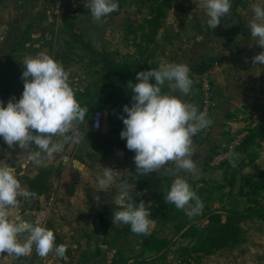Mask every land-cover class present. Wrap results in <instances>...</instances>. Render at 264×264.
<instances>
[{
	"label": "crops",
	"instance_id": "1",
	"mask_svg": "<svg viewBox=\"0 0 264 264\" xmlns=\"http://www.w3.org/2000/svg\"><path fill=\"white\" fill-rule=\"evenodd\" d=\"M1 7L3 4L0 5V10ZM198 13L199 11L195 14L196 17L202 13L204 17H207L206 10ZM9 18L10 14L8 15V25L3 28H6L9 33L19 32L21 29L17 28L19 27L17 25L19 18ZM34 26L35 23L29 24L24 31L31 33ZM222 27L223 24H220L214 29L208 23L198 19L187 29L181 28L177 40L171 43L156 42L154 44L155 57L152 59L129 56L111 57L118 66L115 69L109 68L107 87L103 88L102 84H98L94 88L97 90L96 94L102 93L115 99V105L111 107L109 112L110 119L107 132L110 144L109 152L100 151L98 146L100 137L104 136V125L101 131H95L92 129V122L88 129L80 128V126L75 128L76 131H74L69 142L65 144L64 150L50 158L45 157L38 165L29 161L27 154L30 150L21 149L18 146L9 147L3 138H0V165L7 164L14 167L18 179L26 176L35 177L40 169L53 165L62 168L61 175L53 180V191L49 196L44 195L34 200L19 199L21 204L19 209L22 211H20L18 220L23 218L36 224L39 218L45 216L46 225H49V229L54 232L55 244H64L67 251L63 258L58 257L55 253H49L47 257L41 258L33 249L29 255L21 257L25 264H102L105 254L99 255V250L103 253L113 249L117 250L116 247H113L116 245L103 244V242L104 239L110 242L111 237L115 235V230L122 228V223L113 224L114 230H110L107 235H104L99 230L97 210L103 207H115L116 211L119 210L115 203V197L124 180H127L130 194L137 191L136 184L130 180L131 174L128 164L132 160V156L126 154V139L120 137L124 125L119 117L121 115L126 116V113H123L121 103L125 102V105L131 106L130 97L132 94L131 89H127L129 81L126 80L128 79L122 81L121 78L149 70L148 67L144 66L139 71L138 65L142 66L147 63L153 67L152 69H157L161 63L187 64L191 70L190 78L194 81L190 93L184 95L178 90H172L168 88L167 82L162 91L195 104L199 111L201 87L198 85L199 76L195 69L205 60H213L212 67L205 73L210 77L213 85L211 91L212 109L208 117L212 120V124L199 134L194 145L195 153L192 157L199 172L196 176L185 171L179 172L178 175L185 178L197 194L204 189L213 187L216 190L222 189L224 193L230 192L231 189L227 181L232 169L227 166H211L213 152L217 146L227 144L238 136L247 134L248 124L251 122V110L257 109L264 112V92H262L264 89V71L262 72L264 65L252 63V58L259 54V51L255 50L252 53V58H249L251 55L245 54L244 51L238 54L239 52L223 44L222 34L224 30ZM4 29L1 31H6ZM75 30L84 33V30L79 26ZM113 32L117 33L118 31L114 30ZM109 33L111 32L109 31ZM186 33L188 40L185 39ZM93 44L98 49H107L108 47L109 50L120 48L125 50L130 48L129 46L133 42L124 43L108 38L103 44L96 42ZM168 47L172 49L171 54L166 51L169 49ZM158 48L161 51H157ZM9 49L0 47V66H2L0 79H4L10 73L9 70H6L7 66L15 64L14 44ZM251 49L250 51H252ZM23 52L29 56L43 52L57 60L56 46L52 47L45 42L34 40L27 42L22 46V51L20 50V53ZM132 82L134 83V81ZM150 82L154 83V80ZM12 97L18 100L21 95H16L13 91L0 87V101L4 102L5 107ZM84 133L85 135H83ZM32 148L35 149V145H32ZM83 149H87V152L81 154ZM249 153L256 154L255 161L251 163L248 159ZM249 153H240L244 157L240 164L245 162L247 165L241 167L242 169L237 168L235 170L243 174H258L264 171V145L255 147ZM104 167H111L117 172L113 184L101 189L97 177L102 176ZM167 168H174V163L169 162L158 173L164 174ZM165 176L169 178V182L163 186V192L167 196L176 177L171 174ZM22 188L27 189V186ZM96 197L99 199L97 200ZM34 204L39 205L40 209L29 210ZM151 205V202L146 204L148 207ZM152 221L159 224L156 219ZM125 236L130 241L133 238V233Z\"/></svg>",
	"mask_w": 264,
	"mask_h": 264
},
{
	"label": "clouds",
	"instance_id": "2",
	"mask_svg": "<svg viewBox=\"0 0 264 264\" xmlns=\"http://www.w3.org/2000/svg\"><path fill=\"white\" fill-rule=\"evenodd\" d=\"M203 6L209 18L208 25L216 29L221 19L229 15L233 3L232 0H203ZM84 7L90 9L91 19L97 24L104 23L113 12L119 11L118 0H90ZM251 9L254 13L249 24L251 36L264 49V6L252 4ZM252 63L264 65V51L254 56ZM21 64L24 84L21 97L18 100L10 98L6 107L0 101V138L9 147L30 150L29 161L38 165L45 157L50 158L64 150L73 129L85 122L89 108L82 107L77 101L70 73L52 56L41 52L24 57ZM190 71L187 64L161 63L157 69L138 72V82L130 80L127 84V89L132 91L131 106L124 105L126 116L119 118L124 125L120 137L126 139L127 149L135 153L136 175L159 172L173 162L174 168L164 171L165 175L176 177L165 203L174 204L192 218L202 213L203 202L178 173L198 174L199 169L192 159L195 153L193 137L207 129L212 120L205 112L198 111L195 104L162 91L167 82L168 88L188 95L194 84ZM152 80L154 83L150 82ZM116 172L111 167H104L102 176L97 177L99 187H110ZM18 197L36 199L37 193L22 188L14 167L0 165V255L6 253L20 258L29 255L34 248L41 258L49 253L63 258L66 246L55 244L53 230L34 225L27 219L11 218L21 207ZM115 203L119 210L112 213L113 224L130 225L135 234L149 233L153 223L149 219L151 212L143 200L139 204L133 201L127 180L120 184Z\"/></svg>",
	"mask_w": 264,
	"mask_h": 264
},
{
	"label": "rangeland",
	"instance_id": "3",
	"mask_svg": "<svg viewBox=\"0 0 264 264\" xmlns=\"http://www.w3.org/2000/svg\"><path fill=\"white\" fill-rule=\"evenodd\" d=\"M161 1H165L163 5L165 15L162 19L163 25L158 32L156 42L171 43L178 39V33L181 28L185 27L187 29L189 25L194 24L195 20L197 21L198 19L205 23L209 19L204 17L203 13L199 17L195 16L197 11L201 13L206 10L203 6V0H159V3ZM89 2L90 0H7L0 10V47L9 49L15 41H20L28 36L34 38V41L45 42L47 45L56 46L59 49L68 39V35L79 26L84 30V33H82L84 38L95 49L98 48L94 46V42L103 44L108 38L124 43L133 42L129 46L130 48L125 50H122V48L109 50L108 47L107 49H100L104 53L110 54L111 57H142L146 50L144 41L147 39V18L150 17V11L143 7L138 0H118L119 11L113 12L105 19L104 23L97 24L91 19L90 9L84 7ZM232 3L233 7L229 15L224 18L225 20L222 19L221 22L224 30L222 42L229 48L239 52L238 54L244 51L245 54L251 55L249 58H252V53L255 50L262 52L264 49L256 44V39L251 36L249 24L254 17L251 5L260 4L264 6V0H232ZM9 14V19L19 18V22H17V25H19L17 28H21L19 32L9 33L6 28H3L8 25ZM31 23H35L34 29L30 34H26L24 30ZM2 29L6 31H1ZM114 30L118 32H113ZM185 39L188 40L187 33L185 34ZM168 48L166 51L171 54L172 49L171 47ZM250 48H252V51H250ZM157 51H161V49L158 48ZM77 54V62L68 70L75 97L82 90L91 93L95 100L101 99L105 95L102 93L96 94L97 90L94 88L98 84H102L103 88L107 87V72L102 64L93 63L100 59L102 55L98 57L83 48H80ZM26 56L29 55L25 54V52L20 53V51H17L14 57L15 64L5 77L10 80L17 78L21 80L23 72L21 61ZM82 57L92 58L93 62L91 63L88 59H82ZM0 76L2 77V75ZM262 92H264V89H262ZM78 102L84 107L85 101L83 98L79 99ZM104 113L105 132L104 136L100 137L98 146L100 151L107 153L110 151L109 137L107 135L110 117L108 111H104ZM92 119L93 111H88L85 122L80 128L88 129ZM74 131L76 129H73V134ZM85 152H87V149H83L80 153L84 154ZM258 174L257 180L264 182V171ZM240 184L241 182L233 190V194L224 193L222 189L216 190L214 187L200 191L197 195L203 202L202 213L192 217V219L200 218L208 209L222 210L223 207L229 209L235 206L245 216L241 223L245 232L241 242L217 253L199 256L188 251L194 245L192 240L174 235L172 224L152 223L148 235L154 238L167 236L171 240V246L164 255L146 252L142 259L148 264H264V210L253 214L248 211L250 207L248 199H242L237 195ZM21 186L25 187L27 185L23 183ZM256 197L263 198L262 201L264 202V189L261 191V195ZM18 199H23V197H18ZM20 211L22 210L18 209L14 212L11 218L18 220ZM222 213L225 215V212ZM121 226L124 228L127 225L122 223ZM46 227L49 229V225H46ZM122 237L116 243L113 242V237H111L110 244L116 245L113 247L118 250L113 264H133L142 252V236L141 234L136 235L133 233V238L130 241L126 239V236ZM0 264L25 263L21 257L18 259L5 253L0 255Z\"/></svg>",
	"mask_w": 264,
	"mask_h": 264
},
{
	"label": "trees",
	"instance_id": "4",
	"mask_svg": "<svg viewBox=\"0 0 264 264\" xmlns=\"http://www.w3.org/2000/svg\"><path fill=\"white\" fill-rule=\"evenodd\" d=\"M7 0H0V5L4 4ZM139 3L147 8L150 11V17L147 18L148 24V34L147 39L144 41L146 45V50L143 53L142 57L146 59H152L155 57L154 44L156 43V38L159 30L162 28V19L165 15L163 10V5L165 1L159 0H138ZM26 34H30L26 32ZM34 40L32 37H26L18 42L14 43V50H22V46ZM80 48L88 50L91 54H96L101 58L96 60L93 64H102L106 72L108 73L109 68H117V64L112 60L110 54L104 53L100 49H95L85 38L82 33L76 31L68 35V39L62 44V46L56 52V59L61 61L65 70H69L74 66L78 59L77 52ZM93 62L92 58H84ZM140 64V63H139ZM14 65V64H13ZM13 65H8L6 70H10ZM213 60H205L195 69L196 74L199 76L198 85L201 87V96H199L200 108L202 106V79L205 76V73L212 67ZM148 67L149 70L153 68L149 64L138 65L137 68L140 71V68ZM2 69V66H0ZM5 70V71H6ZM132 71V70H131ZM138 73V72H137ZM130 74L128 77L121 78L122 81H134L136 80V74ZM132 75V76H131ZM212 82V80H211ZM213 86V85H212ZM0 87H3L5 90L13 91L14 93L22 95L23 92V80L17 78L15 80H10L7 77L0 79ZM213 88V87H212ZM213 90V89H212ZM77 101L81 98L85 101L83 104L89 108V111H93V116L96 111H108L110 112L111 107L115 105V99L111 98L108 95L102 96L101 99L95 100L91 93L87 91H80L76 94ZM131 98V97H130ZM88 99V100H87ZM132 103V101H131ZM126 103L122 102L121 107ZM263 112V111H262ZM264 114V113H263ZM247 134L245 135L241 145L238 147L237 151L239 153L247 154L255 147H260L264 145V116L263 119L256 125L252 126L251 122L248 124ZM197 140V138H196ZM195 140V144H196ZM194 144V145H195ZM219 148L217 146L213 152V155L216 153V150ZM126 154L132 156V160L128 164V168L131 174V179L133 183L137 186V191L131 193L133 196V201L137 204L141 200L147 204L151 202L152 205L148 207V210L151 212L149 219H156L158 223L166 225H173L174 235L180 236L181 238H187L194 242V245L191 247V253L197 255H211L222 251L224 249L233 247L234 245L241 242L244 237V229L241 225L242 220L245 218L243 213H241L235 206L232 208L223 207L222 210H209L206 213L202 214L200 218L192 219L186 215L185 211L179 210L175 207L174 204L165 203V194L163 192V186L165 183L169 182V178L164 174L153 172L149 175L138 176L136 175V169L134 164V155L133 151H130L126 147ZM249 162H253L256 159V154H248ZM247 165L245 162L242 164H234L230 161L222 164L219 167L227 166L232 169L230 172V177L228 179V185L230 186V194L234 193V189L237 187L238 183L241 182L237 195L242 199H248L250 207L248 211L253 213L260 212L264 210V202L262 199L256 197L261 195V191L264 189V182L257 180V175L259 174H243L235 169L241 168ZM242 169V168H241ZM62 173L61 166H51L48 168H42L39 170L38 174L35 177H24L19 178L21 184L26 183L27 190L37 193V198L41 196H49L53 191V180L58 178ZM144 190H147L146 192ZM140 193L141 195H137ZM36 198V199H37ZM34 200V199H29ZM40 209L39 205H32L29 210H38ZM116 211L115 207H103L97 210V220H99V230L104 235H107V232L114 230L113 223L111 220L112 213ZM222 212H225L223 215ZM225 217V220H224ZM133 233L131 231L130 225H127L124 228L116 229L115 235L113 236V242L116 243L120 237ZM142 236V252L139 258L135 259L133 264H148L143 260V256L146 252H153L156 255H164L171 246V240L166 236L163 238H154L150 235ZM111 243L104 239L103 244ZM103 253L99 250V255L105 254L103 256L102 264H105L106 256L110 252ZM118 253V250H117Z\"/></svg>",
	"mask_w": 264,
	"mask_h": 264
},
{
	"label": "built area",
	"instance_id": "5",
	"mask_svg": "<svg viewBox=\"0 0 264 264\" xmlns=\"http://www.w3.org/2000/svg\"><path fill=\"white\" fill-rule=\"evenodd\" d=\"M212 82L210 77L205 75L202 79V106L199 111L205 112L207 117H209L211 109H212ZM104 112L96 111L92 120V129L95 131H101L104 125ZM263 112L261 110L253 109L250 111V119L252 126L258 124L263 119ZM203 131V130H202ZM198 132L194 137L193 141L195 144L196 138H198L199 134L202 132ZM246 134L240 135L231 142L220 145L216 150V153L212 156L211 166L219 167L222 164L230 161V157L233 153L238 152L237 149L241 145ZM47 219L45 216H42L37 221L36 225L46 227ZM117 250H111L106 256L105 264H113L114 258L116 257Z\"/></svg>",
	"mask_w": 264,
	"mask_h": 264
},
{
	"label": "water",
	"instance_id": "6",
	"mask_svg": "<svg viewBox=\"0 0 264 264\" xmlns=\"http://www.w3.org/2000/svg\"><path fill=\"white\" fill-rule=\"evenodd\" d=\"M243 159H244V157L239 152H235L231 155L230 162H232L234 164H240ZM34 225H36V224H34Z\"/></svg>",
	"mask_w": 264,
	"mask_h": 264
}]
</instances>
